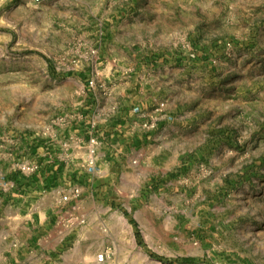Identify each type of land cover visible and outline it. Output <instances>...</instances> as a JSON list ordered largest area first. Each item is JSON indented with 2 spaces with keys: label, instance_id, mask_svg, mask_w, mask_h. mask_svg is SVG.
I'll list each match as a JSON object with an SVG mask.
<instances>
[{
  "label": "rangeland",
  "instance_id": "1",
  "mask_svg": "<svg viewBox=\"0 0 264 264\" xmlns=\"http://www.w3.org/2000/svg\"><path fill=\"white\" fill-rule=\"evenodd\" d=\"M102 25L123 68L146 69L184 117L175 121L184 143L167 155L179 150L216 186L203 197L222 260L264 264V0H0V170L33 164L36 139L80 108L87 89L115 101L116 80L94 70ZM158 68L174 77L167 85L150 78Z\"/></svg>",
  "mask_w": 264,
  "mask_h": 264
},
{
  "label": "crops",
  "instance_id": "2",
  "mask_svg": "<svg viewBox=\"0 0 264 264\" xmlns=\"http://www.w3.org/2000/svg\"><path fill=\"white\" fill-rule=\"evenodd\" d=\"M104 28L95 34L103 62L94 70L105 83L116 80V99L105 102L95 89H83V105L31 146L36 173L0 170V264H97L106 250L107 264H231L220 256L219 227L208 220L211 201L203 197L204 188L209 194L216 186L204 185L207 175L194 173L179 150L167 155L184 143L174 98L145 79L146 69L134 77L123 68V51ZM150 70L163 85L174 78ZM151 118L156 127L145 131Z\"/></svg>",
  "mask_w": 264,
  "mask_h": 264
},
{
  "label": "built area",
  "instance_id": "3",
  "mask_svg": "<svg viewBox=\"0 0 264 264\" xmlns=\"http://www.w3.org/2000/svg\"><path fill=\"white\" fill-rule=\"evenodd\" d=\"M34 3L36 4H40L46 0H32ZM90 85H93V83L91 82ZM161 107H164V104H161ZM156 124H157V118H151V119H147L143 122L142 124V128L145 130V131H150L152 129H154L156 127ZM90 143L94 146L97 145V140L94 138V139H91ZM91 157H90V160H89V166L91 167V170H94L95 169V163H96V156H95V149H92L91 152ZM38 164L37 163H33L31 165H23L21 167L23 173H36V171L38 170ZM77 193V192H76ZM67 200L66 197L63 198V201ZM112 257L111 255V252L106 250L102 253H99L97 256H96V263L97 264H107L108 260H110Z\"/></svg>",
  "mask_w": 264,
  "mask_h": 264
},
{
  "label": "trees",
  "instance_id": "4",
  "mask_svg": "<svg viewBox=\"0 0 264 264\" xmlns=\"http://www.w3.org/2000/svg\"><path fill=\"white\" fill-rule=\"evenodd\" d=\"M19 174H21V173H19V172L16 173V176H15V177L20 176ZM22 176L24 177V175L21 174V177H22ZM16 182H19V180H16Z\"/></svg>",
  "mask_w": 264,
  "mask_h": 264
}]
</instances>
